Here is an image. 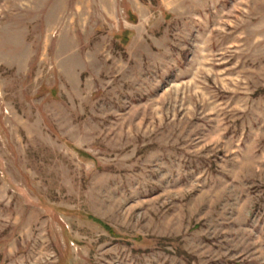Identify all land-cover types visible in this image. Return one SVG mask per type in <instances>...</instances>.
<instances>
[{"label": "rangeland", "instance_id": "1", "mask_svg": "<svg viewBox=\"0 0 264 264\" xmlns=\"http://www.w3.org/2000/svg\"><path fill=\"white\" fill-rule=\"evenodd\" d=\"M0 264H264V0H0Z\"/></svg>", "mask_w": 264, "mask_h": 264}]
</instances>
